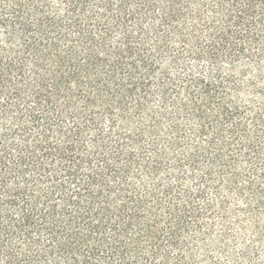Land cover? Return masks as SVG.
Returning a JSON list of instances; mask_svg holds the SVG:
<instances>
[{"label":"trees","instance_id":"trees-1","mask_svg":"<svg viewBox=\"0 0 264 264\" xmlns=\"http://www.w3.org/2000/svg\"><path fill=\"white\" fill-rule=\"evenodd\" d=\"M0 264H264V0H0Z\"/></svg>","mask_w":264,"mask_h":264}]
</instances>
